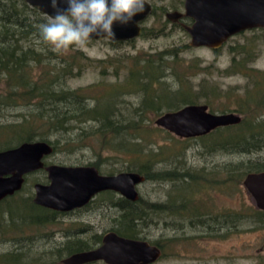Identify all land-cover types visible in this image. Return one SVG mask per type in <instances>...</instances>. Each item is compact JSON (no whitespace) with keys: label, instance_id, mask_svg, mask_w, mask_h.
Masks as SVG:
<instances>
[{"label":"trees","instance_id":"16d2710c","mask_svg":"<svg viewBox=\"0 0 264 264\" xmlns=\"http://www.w3.org/2000/svg\"><path fill=\"white\" fill-rule=\"evenodd\" d=\"M48 19L24 0H0V87H3L0 111H20L12 122L0 123V152L40 141L53 147L51 156L62 150L74 154L90 149L98 152V161L89 165L98 170H101L105 160L125 158L126 167L122 172L140 174L145 177V183L171 185L168 198L162 205L148 202L141 195L138 201L132 202L112 191L101 194L107 197L108 209L114 211V226L109 232L124 238L149 242L145 230L153 225L155 218L164 216L183 220V225L186 220L195 229L200 227L204 231L207 229L206 232H216L217 238L239 232L248 223L255 225V230L264 229V211L256 207L238 212L226 210L221 214L217 208L197 200L196 196L208 186L216 188L221 185L226 195L242 193L248 174L264 172V113L255 115L260 109L264 112V77L261 81L263 85L256 83V88L253 85V88L246 89L240 101L243 104L240 103L235 111L227 110V107L215 110L207 102L214 114L217 111L221 114H242L244 118L239 125L219 128L203 137L184 139L185 143L199 140L210 156L223 154L246 157L247 160L228 162L221 170L212 172L206 169L182 172L177 168L159 171L157 167L167 162L166 155L170 156L175 148L169 151L161 148V152H155L156 148L151 147L155 144L152 138L158 129L151 126L149 116L175 112L184 106L196 105L200 99L209 100L204 88L197 92L193 85L186 82L187 86L181 84L177 91L168 90L166 95L156 93L157 83L162 86L161 79L167 77L166 58L174 56L173 53H161L158 57H135L133 64L126 67L123 82L119 80L120 83L110 84L102 81L73 89L68 86L69 81L81 77L90 68L98 69L104 80L109 76L120 79V66L116 65L112 72L106 65L110 60L92 59L78 46L67 51L54 50L39 35V26ZM159 32L144 29L142 35L149 33L157 36ZM124 43L111 44L120 46ZM256 58L252 47L250 50L240 47V51L235 53L231 70L224 73L231 76L246 70L254 75L261 74L250 67ZM249 73L246 76L252 79L253 74ZM213 91L216 93L218 90ZM142 95L141 103L136 107L125 98ZM170 99L175 102L163 104ZM103 152L113 156L103 159ZM49 157L45 160L46 165H49ZM110 174L114 175L113 172ZM215 175L216 181L221 175L226 176L221 185L214 182ZM211 176L213 179H210ZM24 189L0 202V234L5 237L9 233L20 235L29 230L40 233L41 229L56 225L62 216L67 215L37 206L31 196L22 198ZM19 208L31 211L20 212ZM81 234L66 236L68 241L65 244L43 255L25 258L21 253L1 254L0 264H62L69 256L96 249L102 244V236L95 235L89 241L81 239ZM149 243L161 249L162 258L166 257L163 243Z\"/></svg>","mask_w":264,"mask_h":264},{"label":"rangeland","instance_id":"374dc122","mask_svg":"<svg viewBox=\"0 0 264 264\" xmlns=\"http://www.w3.org/2000/svg\"><path fill=\"white\" fill-rule=\"evenodd\" d=\"M147 1L153 5L155 13L153 12L154 14L142 24V28L143 30L154 29L156 32L161 31L157 36H152L149 33H146L147 35L145 36L141 34L139 38L130 41V43L129 41L125 42L120 46L112 45V42L108 39L89 41L85 45L78 46L92 59L110 60L111 62L106 65L111 68L112 72L116 65L120 66V79L109 76L104 80L98 69L90 68L81 77L70 80L68 83L69 87L76 89L98 84L102 81L110 84L123 82L126 67L133 64L135 57H158L161 53H173L174 56L166 58L168 61L167 77L161 79L162 86L157 83L156 87L158 89L156 93L158 94L166 95L168 90L177 91L181 84L184 87L187 86V82L195 87V91L200 92L204 88L207 93L209 100L200 99L196 105H207L209 101L211 106H207L210 108L213 106L215 110H218L227 107V110L230 108L232 111L237 109L240 103L243 104L240 101L245 96L247 88H253V85L256 88V83L263 85L261 81L264 77V44H262L263 41L261 39L256 38L258 36L255 35L258 34L253 32L238 34L217 51L208 48H192L190 46L191 38L182 27L183 23L180 25L173 24L172 21L166 18L167 13L184 12L185 0ZM185 24L187 23L185 22ZM243 46L248 50L252 47V50L257 54L255 63L250 65V67L261 74L255 73L254 75L248 71L249 74H253L252 79L246 76L248 74L246 70L231 76L224 73L231 70L235 53L240 51V47ZM237 68L240 67L238 66ZM178 78L181 79V83ZM213 89L215 91L217 89L219 92L215 93ZM2 90L3 87H0V92ZM142 97L143 95L126 96L125 98L127 102L132 103L136 107L141 103ZM174 102V100L170 99L164 101L163 104H172ZM17 113H20V111L11 109L0 111V123L12 122ZM163 113L165 114V112ZM263 113L260 109L259 113H255V115L259 116ZM215 114L221 113L217 111ZM241 116L244 118L242 114ZM149 117L151 126L155 130L158 129L155 137L152 138L155 144L151 147L156 148L155 152H161V148L168 151L175 148L172 150L173 153H170V156L167 152V162L157 167L159 171L177 168L182 172L188 170L200 171L202 169L212 172L222 168L228 162L248 159L246 157H231L223 154L210 156L199 140L185 143L184 139L156 125L155 122L160 116L152 114ZM176 141L179 143H176ZM101 154L103 159L113 156V154L108 152ZM97 155L98 152L94 153L90 149H84L74 154H69L62 150V152L49 157L47 163L49 165L63 166H92L89 164L98 161ZM125 161V158L105 160L99 172L102 175H111L110 173L112 172L113 174H119L126 167ZM216 177L215 175L214 182L221 185L226 176L221 175L219 181H216ZM210 179H213V176ZM37 183H49L45 170L35 172L26 178L22 198L31 196L34 199V186ZM170 186L168 184L162 185L148 182L139 187V192L146 201L162 205L168 198ZM223 188V185L216 188L208 186L201 192L196 193L197 200L203 201L207 206L217 208V211H220L221 214L226 210L238 212L239 210H248L251 207H255L253 199L244 187L242 188V193L238 194L235 192V194L231 195H226ZM178 193L183 194L185 192L178 191ZM22 210L31 211L29 208H19L20 212ZM113 212L108 209L107 197L99 195L90 207L67 213V215L61 217L56 225L46 227L44 230L41 229L40 233L29 230L20 235L9 233L8 237L0 234V255L12 252L21 253L25 258L34 257L33 255L36 254L38 256L43 255L65 244L68 241L66 236L80 232L83 233L80 238L84 240L91 241L95 235L103 237L114 226ZM164 215L166 214L164 213ZM187 222L185 220L183 225V220H175L174 217L164 216L163 218H155L153 225L145 230L149 242L160 241L161 244L163 243L162 245H164L167 253L165 258L161 257L155 264H264V229L255 230V225L248 223L239 232H232L227 237L217 238L216 232L210 230V232H206L207 229L204 231L200 227L195 229L194 226ZM218 233L224 234L225 231H218ZM206 235L211 236L208 237ZM28 253L30 254L28 255ZM94 264L105 263L98 262Z\"/></svg>","mask_w":264,"mask_h":264},{"label":"water","instance_id":"95a60500","mask_svg":"<svg viewBox=\"0 0 264 264\" xmlns=\"http://www.w3.org/2000/svg\"><path fill=\"white\" fill-rule=\"evenodd\" d=\"M24 1L48 18L55 14L50 0ZM153 12V6L145 0L144 11L127 26H113L115 39L93 35L91 41L108 39L111 42H127L137 39L143 32L142 24ZM166 18L172 22L191 18L192 25L184 26L191 38L190 46L218 50L237 34L264 29V0H186L185 13H168ZM242 120L238 113L214 114L207 105H188L161 115L155 123L181 139H189L209 135L219 128L239 125ZM53 152L49 143L41 141L24 143L0 152V202L20 192L26 177L41 170L46 171L49 183L34 186V203L52 211L69 213L82 209L106 191L115 192L132 202L139 200V187L146 181L142 175L129 172L102 175L94 166L46 165V158ZM243 186L255 207L264 211V172L248 174ZM161 257V249L148 241L108 232L101 246L73 254L62 264H155Z\"/></svg>","mask_w":264,"mask_h":264},{"label":"clouds","instance_id":"9594fccd","mask_svg":"<svg viewBox=\"0 0 264 264\" xmlns=\"http://www.w3.org/2000/svg\"><path fill=\"white\" fill-rule=\"evenodd\" d=\"M50 4L55 14L39 26L40 38L56 51H67L87 44L93 35L115 39L113 26H127L144 11L145 0H50Z\"/></svg>","mask_w":264,"mask_h":264},{"label":"flooded vegetation","instance_id":"af4514ba","mask_svg":"<svg viewBox=\"0 0 264 264\" xmlns=\"http://www.w3.org/2000/svg\"><path fill=\"white\" fill-rule=\"evenodd\" d=\"M147 1V0H146ZM186 1V0H185ZM151 4V3H150ZM152 5V4H151ZM153 6V5H152ZM184 12H180V11H175V12H180V13H185V2H184ZM154 9V8H153ZM168 14V13H167ZM185 22L187 23V24H185ZM173 24H177V25H180V24H182L183 23V25H182V27L184 28V26L185 25H188V26H190V25H192V23H193V20L191 19V18H182V19H180V20H178V21H173L172 22ZM245 32H253L254 34H258V35H255V36H258V37H256V38H259V39H261L263 42H262V44H264V29H254V30H249V31H245ZM245 32H242V33H245ZM241 34V33H240ZM238 35V34H237ZM233 38V37H232ZM232 38H230V39H232ZM229 39V40H230ZM228 40V41H229ZM227 41V42H228ZM226 42V43H227ZM256 42H258V41H256ZM226 43L224 44V46L226 45ZM223 46V47H224ZM215 51V50H214ZM103 193V192H102ZM102 193H100V194H98L95 198H97L99 195H101ZM95 198H94V200H95ZM94 200H92V202L94 201ZM91 202V203H92ZM90 203V204H91ZM79 210V209H78ZM76 211V210H75ZM70 213V212H69ZM104 237V236H103ZM103 241V240H102ZM101 246V245H100ZM99 247V246H98ZM97 247V248H98Z\"/></svg>","mask_w":264,"mask_h":264}]
</instances>
